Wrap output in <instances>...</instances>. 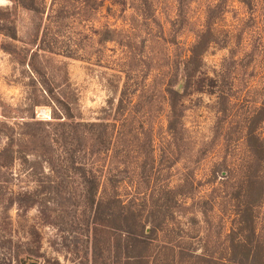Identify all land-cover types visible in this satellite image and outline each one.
Instances as JSON below:
<instances>
[{
    "label": "rangeland",
    "instance_id": "rangeland-1",
    "mask_svg": "<svg viewBox=\"0 0 264 264\" xmlns=\"http://www.w3.org/2000/svg\"><path fill=\"white\" fill-rule=\"evenodd\" d=\"M184 2L181 12L180 0H36L44 11L38 24L29 9L0 0V17L18 33L14 39L0 32V121L16 120L4 118L3 108L14 116L13 109L28 112L33 102L37 117H51L40 80L55 93L68 88L78 94L77 119L113 122L110 149L98 158V197L116 188L123 200L136 198L143 220L154 215L159 225L150 264H215L228 256L237 196L253 164L246 128L264 94V0ZM210 14L212 42L182 90L175 136L168 129L166 88L186 83L184 63ZM259 132L264 135V122ZM14 170H21L19 161ZM260 182L254 227L264 243V178ZM59 183L67 187L48 200L44 213L40 204H14V237L31 244L39 238L51 264H90L81 186L68 173L57 174ZM35 185L25 179L15 189ZM5 253L0 250V264H13Z\"/></svg>",
    "mask_w": 264,
    "mask_h": 264
},
{
    "label": "trees",
    "instance_id": "trees-1",
    "mask_svg": "<svg viewBox=\"0 0 264 264\" xmlns=\"http://www.w3.org/2000/svg\"><path fill=\"white\" fill-rule=\"evenodd\" d=\"M11 1L29 9L38 18V24H43L44 11L36 0ZM184 1L180 0L181 12ZM212 17L213 14L208 16L206 29L192 45L191 54L184 63L186 83L179 87L176 81H172L166 88L171 109L168 129L175 136L180 132L183 116L180 106L184 96L182 90L191 85L201 68L203 54L212 42ZM0 32L14 39L18 37L15 25L7 18L0 17ZM38 83L52 103L49 119L36 116L35 108L39 104L34 102L28 112L13 109L14 116L11 111L2 109L4 118L16 120L13 123L0 121V139L3 140L0 146V250L6 251V259L13 264H51L52 260L38 249L39 238H35L36 244L15 239L10 210L14 204L21 209L40 204L44 213L48 200L57 198V190L67 187H63L62 183L57 186V174L68 173L73 181H79L81 189L77 198L84 214L88 213L86 227L90 233V264H150V245L159 225L154 215L149 213L143 220L142 211L135 206L136 198L123 200L116 188L107 196L98 197L103 171L98 158L110 149L111 125L114 123L77 119L78 94L75 91L57 88L55 93L49 85L45 87L47 84L44 85V81L39 80ZM224 99V94H221L219 103L222 113L227 112ZM123 103L124 98L121 97L119 105ZM263 122L264 94L261 107L249 118L246 128L247 146L253 164L249 167L243 193L240 190L237 196L240 202L238 223L228 234V256L216 260L215 264H264V243L255 237L254 227V203L263 195L262 190L258 191L263 188L260 180L264 178V135L259 132ZM17 161L21 170L16 172ZM44 166L48 167L49 173L40 171ZM25 179L36 184L34 189L19 187L20 190H16L18 182Z\"/></svg>",
    "mask_w": 264,
    "mask_h": 264
},
{
    "label": "water",
    "instance_id": "water-1",
    "mask_svg": "<svg viewBox=\"0 0 264 264\" xmlns=\"http://www.w3.org/2000/svg\"><path fill=\"white\" fill-rule=\"evenodd\" d=\"M31 264H35V263H31Z\"/></svg>",
    "mask_w": 264,
    "mask_h": 264
}]
</instances>
